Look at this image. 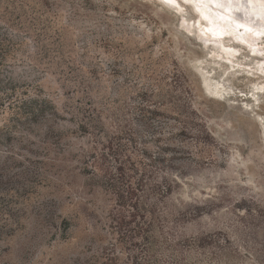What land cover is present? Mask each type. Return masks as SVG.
Listing matches in <instances>:
<instances>
[{"label": "rangeland", "instance_id": "rangeland-1", "mask_svg": "<svg viewBox=\"0 0 264 264\" xmlns=\"http://www.w3.org/2000/svg\"><path fill=\"white\" fill-rule=\"evenodd\" d=\"M164 3L0 0V264H264V42L230 13L227 61L197 33L214 10ZM102 155L173 184L145 201L149 242L118 224Z\"/></svg>", "mask_w": 264, "mask_h": 264}, {"label": "trees", "instance_id": "trees-1", "mask_svg": "<svg viewBox=\"0 0 264 264\" xmlns=\"http://www.w3.org/2000/svg\"><path fill=\"white\" fill-rule=\"evenodd\" d=\"M2 51L3 48L0 47V55L2 54ZM13 103L16 106H14V108H19V110H21V106L27 105L26 101L20 100H16ZM43 103L46 106L44 105L41 107V113L45 111L48 101L43 100ZM10 106L11 104H9L7 107ZM91 124L93 125L97 123L92 121ZM83 126L89 127V125ZM203 132L207 140L211 138L206 127ZM102 157H104V159L97 158L96 161H93V169L95 172H100L106 175L105 179L108 190L116 198L115 204L117 207V213L115 214V218L118 221V224L123 227H130L129 230L131 232L130 235L131 239H133V242H137L139 236H141L143 240H147V242H149L153 225L149 220L151 212L146 206L145 201H149L148 199H153L157 196L164 197L165 195L171 194L173 190V184L171 183L167 185L168 187L165 189H160L158 184L152 187V185H149V179L151 178L152 173L144 171L139 177H134L133 174H135L134 172L136 171L128 173L126 171V166L122 163L117 167L116 174H113L103 165V162L107 159L106 156L102 155ZM158 191L161 193L158 194ZM116 220L114 219V221Z\"/></svg>", "mask_w": 264, "mask_h": 264}, {"label": "bare ground", "instance_id": "bare-ground-1", "mask_svg": "<svg viewBox=\"0 0 264 264\" xmlns=\"http://www.w3.org/2000/svg\"><path fill=\"white\" fill-rule=\"evenodd\" d=\"M175 3H178V4L180 3L182 5H187L193 8L197 16L196 22H198L199 24H205V22L206 23L209 22L206 13H208V11H210L211 9L214 10V17L211 16L213 20H211L209 24L211 27L210 30H206V28L203 27L205 28V30H199L200 32H197V33L205 32V33L210 34L211 38L213 39V43L217 46L215 47V51H213V53L214 52L217 53V50H218L219 52L218 54H220L222 58L227 61L231 60L233 54L237 53V50L235 48L234 49L228 48L225 45H223V43L221 42V36L228 32V29L226 28V20L229 19V15L231 13V16L233 18L232 21L235 22L236 28L242 27L244 34L248 36L244 38L240 37L241 38L240 45H244L246 43H248L249 45L250 43H252L255 46V49L251 48L252 50L250 51V54L258 59V45L264 42V37H263L264 36V26H262L260 23L259 25L257 24L258 26L253 27L252 23L256 17L259 20H263L264 22V0H203V2H190V3L185 2V0H175ZM175 3H170V4H175ZM241 6L244 7L246 9L245 11L247 12H243L237 15L236 13L234 14L233 10L235 9L240 10L241 8L239 7ZM250 9L251 10L254 9L255 11L254 12L252 11L253 13H251ZM231 16H230V19H231ZM203 39H204V36H203ZM205 39H207V37ZM204 44H205V41H204ZM261 53L262 52L259 53V56ZM258 65L260 66V69H262L263 63H260V62L258 63V60H257L255 62V66L257 67V69H259ZM203 79H204L203 82H204V85L207 91H210L211 94L213 93L215 95L219 92L221 94V91L219 90L220 89L219 83L215 82L214 86L216 87L211 89L212 84L208 82L209 81L208 77L203 75ZM255 88L257 91L264 94L263 84L262 85L256 84Z\"/></svg>", "mask_w": 264, "mask_h": 264}, {"label": "snow or ice", "instance_id": "snow-or-ice-1", "mask_svg": "<svg viewBox=\"0 0 264 264\" xmlns=\"http://www.w3.org/2000/svg\"><path fill=\"white\" fill-rule=\"evenodd\" d=\"M165 3H175V0H164ZM185 2H203V0H185Z\"/></svg>", "mask_w": 264, "mask_h": 264}, {"label": "water", "instance_id": "water-1", "mask_svg": "<svg viewBox=\"0 0 264 264\" xmlns=\"http://www.w3.org/2000/svg\"><path fill=\"white\" fill-rule=\"evenodd\" d=\"M162 1V0H161ZM164 4H166L167 6H170L169 4H167V3H164ZM202 86H203V84H202Z\"/></svg>", "mask_w": 264, "mask_h": 264}]
</instances>
